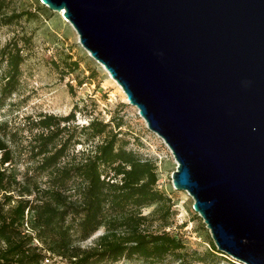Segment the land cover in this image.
Returning a JSON list of instances; mask_svg holds the SVG:
<instances>
[{
  "label": "water",
  "instance_id": "obj_1",
  "mask_svg": "<svg viewBox=\"0 0 264 264\" xmlns=\"http://www.w3.org/2000/svg\"><path fill=\"white\" fill-rule=\"evenodd\" d=\"M178 164L217 249L264 264V0H40Z\"/></svg>",
  "mask_w": 264,
  "mask_h": 264
},
{
  "label": "trees",
  "instance_id": "obj_2",
  "mask_svg": "<svg viewBox=\"0 0 264 264\" xmlns=\"http://www.w3.org/2000/svg\"><path fill=\"white\" fill-rule=\"evenodd\" d=\"M12 2L0 0L2 26L36 18L32 11L12 9ZM32 44V36L22 33L1 49L0 108L18 92ZM57 69L66 78L79 63L65 61ZM81 112L76 104L67 116L29 117L36 132L30 141L38 163L34 175L46 177V187L34 175L18 180L11 168L18 133L8 131V122L0 125V264H162L170 257L183 262L187 246L169 231L174 203L158 189L156 162L129 149L117 132L123 123L91 118L87 125H75ZM93 141L70 154L72 146ZM102 230L93 244L84 245ZM211 248L212 254H223L214 243Z\"/></svg>",
  "mask_w": 264,
  "mask_h": 264
},
{
  "label": "rangeland",
  "instance_id": "obj_3",
  "mask_svg": "<svg viewBox=\"0 0 264 264\" xmlns=\"http://www.w3.org/2000/svg\"><path fill=\"white\" fill-rule=\"evenodd\" d=\"M12 1V9L37 14L36 18H24L16 25L0 24V52L16 34L31 35L33 41L22 66L21 86L16 94L5 101V106L0 108V125L8 122V131L18 133L15 138L17 143L12 145L15 149V159L11 166L18 180L23 181L27 174L34 175L38 165L30 153V141L36 132L32 130L29 119L38 118L42 114L67 116L78 104L82 112L77 115L75 125H87L91 118L111 122L113 125L123 123V127L117 129V132L121 131L119 137L129 143V149L143 159L156 162L159 174L158 189L171 197L174 203V225L169 231L183 239L188 253L183 262L170 257L162 264H242L225 254H212L214 241L203 219L193 209V198L188 192L179 191L173 185V174L177 171L178 164L171 150L162 138L148 128L139 110L129 104L124 91L106 69L83 48L72 25L67 23L60 13L48 8L42 9V6H46L42 5L40 0ZM65 61L78 62L79 69L74 74L62 78L57 66H63ZM3 73L4 68L0 66V93ZM80 81L85 82L81 87ZM70 86L73 87L74 93L71 92ZM79 132L76 135H79ZM93 143L94 141L89 142L87 146L78 145L76 148L72 146L70 154L77 153ZM34 178L46 187V177L34 175ZM17 195L16 193L15 196ZM103 232L104 230L100 231L84 245L93 244ZM117 264L151 263L123 260Z\"/></svg>",
  "mask_w": 264,
  "mask_h": 264
},
{
  "label": "bare ground",
  "instance_id": "obj_4",
  "mask_svg": "<svg viewBox=\"0 0 264 264\" xmlns=\"http://www.w3.org/2000/svg\"><path fill=\"white\" fill-rule=\"evenodd\" d=\"M62 16H63V18H64V20L67 22V23H69V21L65 18V16H64V12H62V13H60Z\"/></svg>",
  "mask_w": 264,
  "mask_h": 264
}]
</instances>
